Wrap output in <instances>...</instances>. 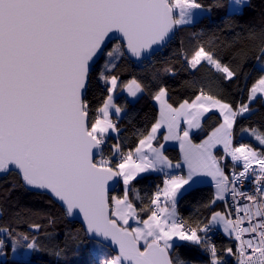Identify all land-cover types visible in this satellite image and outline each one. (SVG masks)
<instances>
[{
  "label": "snow or ice",
  "instance_id": "1",
  "mask_svg": "<svg viewBox=\"0 0 264 264\" xmlns=\"http://www.w3.org/2000/svg\"><path fill=\"white\" fill-rule=\"evenodd\" d=\"M236 5L241 0L229 4V15L240 11ZM212 7L199 0H0V175L17 177L10 191L42 192L49 203L60 205L63 217H82V228L71 236L73 254L92 242L90 264H264V130H251L259 149L245 143L233 146L234 126L253 111L251 104L258 97L264 99V26H246L215 47L213 39L194 44L181 40L174 51L185 70L195 75L203 69L200 79L220 93L228 85L237 93L247 91L246 100L233 104L201 87L194 98L173 107L162 81L157 80L153 91L134 77L124 85L128 95L149 92L160 104V118L150 130L133 132L135 147L126 146L111 119L113 111L117 116L124 111L113 97L120 81L114 73L117 62L125 57L150 60L173 42L179 29L193 25ZM245 41L253 42L251 50L236 48ZM251 55L260 75L249 87L245 64ZM163 72L175 74L171 65ZM94 90L103 96L98 107L90 99ZM212 109H218L222 122L200 144H193L190 133L201 129L202 118ZM180 118L187 124L182 137L176 134ZM163 124L169 131L165 140H181L186 176L167 173L173 164L163 144H153ZM111 133H117L115 143H109ZM218 145L223 146L222 156L213 153ZM227 157L234 166L242 162V170L231 179L225 174ZM149 172L164 173L163 186L141 195L132 183ZM200 174L215 181V193L203 207L225 201L228 210L212 211L206 222L185 220L177 211L179 198L198 183ZM114 180H122V196L109 195ZM245 180L254 184L252 194L237 186ZM228 195L232 205L227 204ZM25 212L45 215L49 225L58 219L39 209H18L13 215L19 220ZM216 225H222L230 245L218 248L212 240L209 233ZM29 228L40 232L43 225L30 223ZM18 236L11 245L17 264H32L36 254H46L56 264L66 257L67 244L61 248L29 233ZM110 245L116 246L115 255ZM5 247L0 241V257ZM180 249L198 255H184Z\"/></svg>",
  "mask_w": 264,
  "mask_h": 264
},
{
  "label": "trees",
  "instance_id": "2",
  "mask_svg": "<svg viewBox=\"0 0 264 264\" xmlns=\"http://www.w3.org/2000/svg\"><path fill=\"white\" fill-rule=\"evenodd\" d=\"M205 7L212 5L211 11L206 15H202L193 25L185 26L176 32L173 42L167 47L161 49L158 53L151 57L150 60L144 61L142 65L136 62H131L127 57L117 62V68L114 70L115 74L120 76L117 91L124 87L125 84L132 78L136 77L142 82L149 84L152 90L155 91V84L157 80L162 81L169 89L168 103L174 107L179 106L185 99L194 98L195 92L204 87L211 95L223 96V99L233 104L246 100L247 91L244 93H237L233 90L231 85H228L223 93L217 91L214 86H210L205 80L200 79L204 70L193 75L185 70V66L181 63L179 58L174 56V51L179 41L183 40L187 43H196L197 41L214 40L213 47L221 42L227 43L232 39L233 33L240 31L246 26H255L259 30L264 26V0H247V6H243L240 12L229 15L228 5L229 0H199ZM220 5V7H216ZM116 42H111L110 46H114ZM253 47V42L245 41L243 44H237L236 48ZM227 60V57H225ZM256 61L254 55L245 64V71L250 72V77L254 73L253 64ZM103 65V61L97 64V71ZM171 65L174 68V75H165L163 67ZM155 77V79H154ZM94 95L90 94L93 107H98L103 99L100 91L94 90ZM114 102L117 106L124 109L122 116L112 117V120H117V126L121 129V137L128 147H135L136 137L133 136L135 130L145 131L150 130L151 126L156 122L158 117V108L151 98L149 92L145 91L140 94L134 101H129L124 94H117L114 97ZM253 111L246 114L245 118L238 120L233 129V146H239L241 143L249 144L253 148L259 149L258 142L251 135L253 128L257 130H264V100L258 97L252 104ZM220 122V117L215 113H210L202 120V127L194 134L191 139L194 142L201 141L211 129H213ZM248 129L242 132L241 129ZM113 139L109 143L116 142L117 133L110 134ZM161 137H158L155 144L160 143ZM164 155L172 162L180 160L179 150L176 146H169L163 149ZM217 156H222L223 151H216ZM229 167H236L231 160H226ZM164 173H148L143 174L133 181L132 186L138 189L143 195L145 192H154L155 186H163ZM17 182V177L14 173H10L0 177V209L3 213L0 214V228L9 229V233L0 232V241H3L6 247L4 248L5 255L0 257V264H17L16 258L11 251L13 239H19V233H29L35 235L37 239L47 245H59L63 248L67 244V254L64 259L59 261V264H90L92 257L89 249L94 247L92 242H87L80 248V254L74 255L73 249L75 242L71 236L77 230L81 229V225L76 221H69L63 217L60 206L55 203H49V196L44 193H36L33 191L25 192L19 188L10 191L12 185ZM113 195L122 196L123 187L121 181ZM214 195L213 187L209 184H201L193 186L183 197L179 198L177 211L181 218L185 220H192L199 218L206 222L210 218L211 212L216 210H224L221 201L216 202L210 209L204 208L206 204ZM130 198L131 195H130ZM137 206L140 201H134ZM18 209H32L42 210V213L51 214L57 217L54 225L47 223L45 215L35 216L25 212L18 220L13 213ZM30 223H40L43 228L40 232H35L29 228ZM49 233L50 236L45 234ZM83 237V233H81ZM218 248H223L230 245L231 241L227 236L222 234L218 229V234L213 238ZM111 251V250H110ZM184 255H198V253L190 249H180ZM112 255H115L111 251ZM227 258V254H224ZM102 258V257H101ZM201 259L205 260L206 256L201 255ZM32 264H56V262L46 254H36L32 258Z\"/></svg>",
  "mask_w": 264,
  "mask_h": 264
},
{
  "label": "rangeland",
  "instance_id": "3",
  "mask_svg": "<svg viewBox=\"0 0 264 264\" xmlns=\"http://www.w3.org/2000/svg\"><path fill=\"white\" fill-rule=\"evenodd\" d=\"M201 17V16H200ZM199 18V17H198ZM197 18V19H198ZM196 19V20H197ZM195 20V21H196ZM259 75H260V73L259 72H257V71H254V73L252 74V76H251V78L248 80V86L250 87L251 86V84L254 82V80L255 79H257L258 77H259ZM126 90L124 87H122L120 90H118L117 91V89H116V91L113 93V97H115L117 94H124V91ZM264 100V99H263ZM155 103H157V105H158V107H159V109H160V104H159V102H157V101H155ZM174 107V106H173ZM178 107V106H177ZM211 113H215V114H217L219 117H220V122L219 123H221L222 122V117L220 116V114H219V111H218V109H212V112ZM210 113H207V114H205V117H207L208 115H209ZM159 118H160V115H159ZM158 118V119H159ZM204 118H202V120H203ZM219 123L215 126V127H217L218 125H219ZM214 127V128H215ZM185 128H187V124H185L184 123V120H183V118H180V121H179V127L176 129V134L177 135H179V136H181L182 137V134H183V130L185 129ZM213 128V129H214ZM213 129H211L210 131H209V133L201 140V141H199V142H194L192 139H191V135L192 134H194L196 131H198L199 129H195V130H193L191 133H190V137H189V139H191V141H192V143L193 144H200L204 139H206L207 138V136L211 133V131L213 130ZM161 130H165V132L162 134L161 133V135H162V141H161V144H163V146H165V147H169V146H176L177 148H178V150H179V154H180V160L179 161H182L183 163H184V165L186 166V168H188V165H187V163L185 162V160H184V152L182 151V149H181V140L180 139H169V140H165L164 139V137L165 136H167V135H169V131H168V127H167V125L166 124H163L162 126H161V128L159 129V132L161 131ZM157 134V133H156ZM156 137H157V135H156ZM164 147V148H165ZM218 148H223V146L222 145H218L215 149H213V153L215 154V155H217L216 154V150L218 149ZM99 159V158H98ZM178 161V162H179ZM178 162H174V163H178ZM242 163V162H241ZM197 178H201V182H210V180L212 179V176H210V175H206V174H200V175H198L197 176ZM203 184H208V183H203ZM216 211H220V212H225L224 210H216ZM216 227L220 230V232L222 233V234H224L225 236H227L225 233H224V231H223V227H222V225H216ZM143 242H141V244H142Z\"/></svg>",
  "mask_w": 264,
  "mask_h": 264
},
{
  "label": "crops",
  "instance_id": "4",
  "mask_svg": "<svg viewBox=\"0 0 264 264\" xmlns=\"http://www.w3.org/2000/svg\"><path fill=\"white\" fill-rule=\"evenodd\" d=\"M246 2H247V0H246ZM245 3V0H241V5H236L238 8H240V11H241V9H242V5ZM229 4H235V0H229ZM228 7H229V5H228ZM239 11V12H240ZM124 91V90H123ZM124 95L126 96V98L129 100V101H134L140 94H138L136 97H131V96H129L128 95V93H127V91L125 90L124 91ZM154 103H155V100H154ZM155 105L157 106V108H158V117H157V120H158V118H159V115H160V109H159V107H158V105H157V103H155ZM122 114H123V112L122 113H120L119 114V116H117L115 113H114V111H113V114H112V116H111V119H112V117L113 116H115V117H120V116H122ZM165 132V130H161L160 132H159V130L157 131V138L158 137H161V140H160V143L158 144V145H156L155 144V141L153 142V144H154V146H159L160 144H161V141H162V135H161V133L163 134ZM111 134H114V133H111ZM157 140V139H156ZM165 147V146H164ZM164 147H163V149H164ZM218 151L220 150L221 152L223 151V148H218L217 149ZM216 150V151H217ZM172 162V161H171ZM172 164H173V168H171V169H166V172L167 173H169L170 175H184V176H186L187 175V173H188V168H186V166L184 165V163L182 162V161H179L178 163H174V162H172ZM177 164H179L180 165V167H175ZM149 173H157V172H149ZM143 174H148V173H143ZM143 174H141V175H143ZM196 179H197V181H198V183L196 184V185H194V186H197V185H201V184H203V183H208L209 185H211L212 187H213V191H214V193H215V181L213 180V178L210 180V182H201V178H197L196 177ZM121 181V184H122V187H123V191H124V185H123V182H122V180H120ZM218 202V201H217ZM130 224H131V226L132 227H136V226H138L136 223H135V221H130ZM216 227V226H215ZM217 228V227H216Z\"/></svg>",
  "mask_w": 264,
  "mask_h": 264
},
{
  "label": "built area",
  "instance_id": "5",
  "mask_svg": "<svg viewBox=\"0 0 264 264\" xmlns=\"http://www.w3.org/2000/svg\"><path fill=\"white\" fill-rule=\"evenodd\" d=\"M136 63L139 64V65H142L144 62L143 63L136 62ZM114 122L117 123V120H114ZM223 154H224V152H223ZM226 160H231V158L230 157H227ZM226 160L223 163H226ZM254 167H256V170L258 172L259 171L258 166H255L254 165ZM241 170H242V163H240V165H238L236 167H229V169L227 171H225V174L228 175L229 178L231 179V177H232V175H233L234 172H239ZM164 178H165V176H164ZM237 186L240 187L242 191L247 192L249 194H252V192L254 190V187H255L251 180H245V181H243L242 186L240 184H238ZM229 187H231V185ZM238 199L241 200V203H249V204L252 203L251 201H246V200H243L242 198H238ZM226 201H227V204H229V205H232L233 204V201H232V198H231L230 195H228L226 197ZM221 202H222V204L224 206L225 211H227L228 209H226L225 201H221ZM233 218H234V216H233ZM217 234H218V228H216L214 226L213 227V230L209 233V235L211 236V238L213 240V238Z\"/></svg>",
  "mask_w": 264,
  "mask_h": 264
},
{
  "label": "water",
  "instance_id": "6",
  "mask_svg": "<svg viewBox=\"0 0 264 264\" xmlns=\"http://www.w3.org/2000/svg\"><path fill=\"white\" fill-rule=\"evenodd\" d=\"M117 36L119 35V34H116ZM111 42H117L115 39L114 40H112V41H110L109 42V44L111 43ZM159 52V51H158ZM158 52H156V53H158ZM131 62H136L133 58H129V57H127ZM99 157H97V159H98ZM1 176H4V175H0V177ZM118 184H119V180H114V181H110L109 182V195L110 196H112L113 195V193H114V191L117 189V186H118ZM33 192H36V193H42V192H39V191H33ZM48 196V195H47ZM58 204V203H57ZM59 205V204H58ZM60 206V205H59ZM69 221H76V222H78L80 225H81V227H82V224H83V222H82V217H80V216H76V217H72V218H67ZM115 245H110V250L114 253V254H116V252H115Z\"/></svg>",
  "mask_w": 264,
  "mask_h": 264
}]
</instances>
